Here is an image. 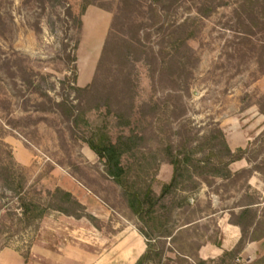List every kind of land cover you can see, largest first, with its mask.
I'll use <instances>...</instances> for the list:
<instances>
[{
    "label": "rangeland",
    "instance_id": "obj_1",
    "mask_svg": "<svg viewBox=\"0 0 264 264\" xmlns=\"http://www.w3.org/2000/svg\"><path fill=\"white\" fill-rule=\"evenodd\" d=\"M86 6L112 14L102 41L91 22L81 28ZM74 65L78 74L94 71L77 86L93 83L98 73L90 92L74 89ZM64 98L80 104L76 114L114 141L144 136V154H128L124 164L133 167V180L155 174L157 195L173 175L171 152L182 157L195 148L196 156H208L216 128L233 150L246 149L230 165L231 178L186 177L182 186L190 189L156 207L174 230V237L152 239L165 257L194 263L203 243L219 239L218 221L226 217L242 223L245 244L264 239V0H0V170L11 164V152L23 189L45 198L60 186L89 214L55 212L36 230H18L9 217L21 210L13 182L0 175V250L27 254L26 264H77L80 254L93 257L126 226L144 227L84 140L92 126L75 124L57 105ZM98 98L108 105L88 110ZM173 200L183 205L168 220L163 205ZM246 206L251 211L241 216ZM216 261L211 264H264V252Z\"/></svg>",
    "mask_w": 264,
    "mask_h": 264
},
{
    "label": "trees",
    "instance_id": "obj_2",
    "mask_svg": "<svg viewBox=\"0 0 264 264\" xmlns=\"http://www.w3.org/2000/svg\"><path fill=\"white\" fill-rule=\"evenodd\" d=\"M86 8L87 6L83 9V13ZM80 23L82 28L83 20H81ZM106 42L108 43V41ZM106 44L103 48L101 59L99 60L97 68L100 67L104 60L107 51L106 46H108V44ZM68 58L73 62L77 61V55L69 56ZM97 76L98 73L95 74L93 83L85 87L77 86L78 68L74 65V89L82 93L90 92L92 88L95 87ZM45 96L48 97L49 95L46 93ZM91 102L92 103H90L89 100L88 110L90 111L97 110L102 106L108 105L109 100L98 98L91 100ZM57 105L63 106L66 109L68 117L73 118V122L75 124L84 122L87 125L92 126L90 121L86 119L85 116L76 114V109L80 107V104H74L72 101L64 98L61 102L57 103ZM117 116L121 117L119 114H117ZM127 123L128 122H124L123 124L126 125ZM216 133L217 134L213 136L215 142L213 143L211 153L208 156H196L198 152L195 148H189L188 150L185 149L182 157H180L179 154L176 155L171 152L172 156L170 163L173 165V175L169 182L163 184L162 191L159 195H157L153 189V182L156 181L155 174L152 176V179L148 181L142 179L133 180L131 178V170H133V167L126 166L124 164V158L126 155L129 154L131 156H135L138 152L144 154L141 150L144 136H129L121 134L119 138L114 141L108 132L102 130L98 125H93L91 127L90 136L88 138H84L89 147L104 161L107 176L112 178L113 181L121 187L122 194L129 207L144 224V227L138 228V230L147 239V251L138 259L136 264H165L164 260L171 261V264H211L217 262L216 260H205L199 256V253L196 255L194 263L189 262L188 256V258L176 261L172 258L165 257L163 254L164 252L152 244V239L155 237H174V230H167V221L166 219L163 221L161 218L162 215L159 213V208L156 207L159 206L160 203H162V200L168 195L177 194L178 191L190 189L188 186H182L184 178L187 177L191 179L195 177V175L202 176L208 173L212 177L228 179L234 175L230 169V165L236 160L245 158L246 149L238 147L236 150H233L228 144L225 135L220 128H216ZM8 154L11 159V164L2 167L0 175H5V177L11 179L13 182L9 183V185L17 195L16 202L21 210L14 213L10 212L9 217L12 219V222L18 226V230H36L45 217L50 216L55 212L74 216L76 218L89 215L87 213L86 205L71 191L60 186H57L54 190H49L46 193L45 198H43L37 190L23 189L24 186L21 182L16 181L19 174L18 170L15 168L13 155L11 152H8ZM140 166H144L143 162L140 163ZM142 171V174H144L145 168L142 169ZM197 187L198 183H194L191 186L193 189ZM184 202L189 203V199L184 197ZM180 205H183L181 200H173L170 205H163V207L167 208L168 215L166 218L168 220L171 218L175 208ZM250 211V207L246 206V208H243L241 216H245ZM90 217L94 219L93 216ZM149 219L153 221L154 229L156 230L155 233L151 231L152 227L148 224ZM230 221L241 227L243 236L237 247L232 251L225 252L223 256L218 259V262H225L228 257L237 258L240 251L245 246L244 236L246 229L241 222L234 221V219H231ZM22 256L25 258L26 264L28 255L23 254Z\"/></svg>",
    "mask_w": 264,
    "mask_h": 264
},
{
    "label": "crops",
    "instance_id": "obj_3",
    "mask_svg": "<svg viewBox=\"0 0 264 264\" xmlns=\"http://www.w3.org/2000/svg\"><path fill=\"white\" fill-rule=\"evenodd\" d=\"M82 16L83 27L85 28L91 22L94 29H97L96 33L99 29L102 30L100 41L105 39L111 24L112 14L107 10L88 6ZM93 74V70L90 72L81 71L78 74L79 83L85 85L93 77ZM218 225L220 227L219 239L217 241L209 240L199 248V256L205 260L219 259L225 252L234 250L242 239L241 227L232 223L229 217L220 219ZM106 241H110V244L105 245L102 250L97 249L93 257L89 258L87 252H82L83 254H80L77 264H136L138 259L147 251V239L134 226H126L112 238H107ZM262 252H264V239H255L245 244L237 258L250 259ZM0 264H25V259L16 250L3 248L0 250Z\"/></svg>",
    "mask_w": 264,
    "mask_h": 264
}]
</instances>
